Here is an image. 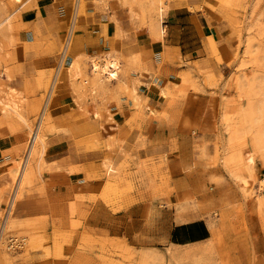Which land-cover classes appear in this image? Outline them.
Returning a JSON list of instances; mask_svg holds the SVG:
<instances>
[{
  "label": "rangeland",
  "instance_id": "374dc122",
  "mask_svg": "<svg viewBox=\"0 0 264 264\" xmlns=\"http://www.w3.org/2000/svg\"><path fill=\"white\" fill-rule=\"evenodd\" d=\"M78 1L71 0L69 9L55 7L53 16L30 24L21 14L31 3L20 9L26 0H0V88L14 89L25 118L4 114L11 105L0 99V137L13 140L11 162L31 169L30 181L14 203L12 196L21 188L12 193L16 183L10 186L3 204L13 207L9 218L0 209V264H264V0H116V10L92 13L86 0ZM93 2L108 6L107 0ZM182 6L197 26L195 15L200 14L202 23L207 20L215 28L202 42L189 29L182 30V56L166 60L177 71L166 72L170 87L160 91L168 98L159 120L166 129L147 140L151 150L140 158L122 151L126 134L116 137V111L122 113L124 105L133 111L125 120L130 128L154 120V109L127 82L130 74L146 76L152 69L151 56L141 46L145 38L137 36L147 35L165 48L170 39L165 38L166 16ZM97 14L111 21L95 20L92 32L99 38H83L88 31L81 19ZM65 42L71 46L65 48L64 55L70 47L66 65L76 56L80 62L78 82L66 68L56 71ZM95 56L102 58L91 60ZM110 60L116 63L117 77L92 72L93 61ZM158 61L155 76L160 75ZM80 76L76 64L75 77ZM64 93L68 96L60 100ZM38 128L43 147L33 140ZM60 133L79 150L102 145L114 153L119 146L120 163L113 167L104 159V171L97 177L104 179L98 197L112 210L148 200L186 217L203 215L212 228L211 239L136 248L124 236L83 229L91 209L83 203H93L97 195L69 198L68 213L61 204L51 208L35 169L43 162L48 137ZM145 142L139 133L138 146L146 148ZM213 174L220 177L218 182L209 180ZM140 190L152 194H126ZM34 191L38 198L24 200V194ZM29 204L40 209L17 218L18 207ZM98 217L107 224L120 223L106 211Z\"/></svg>",
  "mask_w": 264,
  "mask_h": 264
},
{
  "label": "crops",
  "instance_id": "0c3cea01",
  "mask_svg": "<svg viewBox=\"0 0 264 264\" xmlns=\"http://www.w3.org/2000/svg\"><path fill=\"white\" fill-rule=\"evenodd\" d=\"M101 2L95 3L93 0H86V9L90 11V13L98 9L108 11L116 10V0H107L106 4L108 6L106 7H103L104 5H102ZM28 3H31L32 6L21 14V18L22 21L30 24L36 22L40 23L44 18L53 16L55 7L58 8L63 6L66 9L71 7V0H35V2H33V0H26L20 9H23ZM78 8L79 5H75V13L78 12ZM101 16V14H97L88 19H81V27H86V30L88 31L83 38H99L97 32H92V26H95L93 25L95 20L97 21L100 18H104V22L111 21L107 19V17ZM199 16L201 15H195V19L198 23L197 26L193 20L194 16L184 6L169 10L165 22V27L168 30L169 35L165 38L170 39H167L165 44H163V47L165 48L155 45L147 35L144 37H140V35L137 36V38H145L141 46L144 51L148 52L151 56L152 69L149 70L146 76L140 75L139 73L130 74L127 82L133 83L135 90L140 92L141 96L146 99L149 107L154 109V112L151 113L154 115L152 116V119L154 120H152L151 123H141L142 125L140 127L133 126L130 128L125 124V120L133 113V111L128 109L127 105L123 106L122 113L116 111V137L119 139L121 134H126V142L120 144L122 151L131 152V154L136 153L140 158H144L143 153L151 150L147 148V140L152 141L157 132H165L166 126L159 120H163V116H160V113L162 112V103L166 102L168 98L167 96L165 97L164 92L161 94L160 91L162 88L170 87V85H168L169 80L166 72L177 71L171 64L167 63L166 60L172 57L173 60L176 61L178 56H182L181 45L179 42L181 33H183L182 30L189 29L191 37L197 38L198 42H202L211 33L210 29L215 28V25H213V23H208L207 20L204 21L205 24L202 23V17L200 19ZM78 18L79 15L75 14V19L73 21L75 22L74 26H76ZM111 18H113L112 15ZM84 22L86 24H84ZM111 27L112 26L107 30L108 35L111 32ZM68 41L70 42V35ZM64 45L56 71L57 73H60L61 70L66 68L69 75L73 76L76 82H78L83 75L78 56L74 58L70 65H66L67 56L71 46L69 43L70 47L68 53L64 55L66 42ZM87 49L89 48L87 47ZM92 49L95 50V47H92ZM94 58L101 59L102 57L95 56L92 57L91 60ZM157 61H162V64L159 66L160 75L155 76L156 71H158ZM76 64L79 66L81 72L79 78L75 77ZM132 75H135L136 77ZM13 91L14 89L12 88L9 90L0 88V99L13 106L17 113L23 117L20 113L21 106ZM67 96L68 94L66 95L64 93L59 99H66ZM124 101L125 100H122L123 103ZM4 114L17 116L13 110L7 111ZM146 114L148 115V112H146ZM23 119L25 118L23 117ZM139 133L146 137V148L141 147L140 145L138 146L137 135ZM47 141L48 146L46 147L47 150L45 151L43 162L39 164L35 171L38 173L43 183L44 192L49 196L51 208L61 204L66 207V213H68L66 203L69 198L73 199L77 194L86 198H89L90 195H97V198L93 203H87L86 201L83 203V206H86L84 209H88L91 206L89 215L86 216L83 222V229L87 232L96 235L106 233L108 237L112 238L124 236L128 244L136 248H156L158 246L171 244L183 246L202 243L211 239L213 235L212 228L210 227V223L208 224V219L203 215L201 216L197 214V216L193 215L192 217H186L183 216L185 213L177 214L174 212L173 208L160 206L157 202L150 204L151 202L148 200L140 202L132 201L128 203V206L124 209L116 211L112 210L98 197L104 184V179L101 178V180H98L97 178L100 177L104 171L102 161L108 158L109 161L112 162L113 167H116L122 159V155L120 154L121 151L118 149L119 146H116L114 153H111L113 150L102 145L98 148H82L79 150L70 137L61 133L51 135L48 137ZM40 145L43 147V141ZM12 146L13 140L11 139V136L4 135L0 137V193L2 200L0 203V209L7 210V214H4L5 219L9 218L13 209V207L12 209H9L8 205L7 208L3 205L10 186L14 183L13 173L10 168L13 165L15 166L19 164L17 161L15 164L11 162V159L15 157L11 151ZM30 175L31 169L27 167L26 181L16 196H12L11 203H14L17 197L23 193L25 186L30 181ZM215 176L217 178H215ZM219 178V176L213 174L209 177V180L212 182H218ZM15 187L16 185L14 186V189H12V193L14 192ZM126 194H152V192L140 190V193L133 191ZM38 195L37 191H34L31 194H24V200L36 199L38 198ZM39 209L40 208L37 205L33 204L20 206L16 210V215L17 218H22L24 214L33 216ZM105 211L108 215L112 216V219L118 220L120 223L116 225L115 221L111 222V224L105 223V219L101 221L98 216L105 213ZM79 235L80 233L78 236Z\"/></svg>",
  "mask_w": 264,
  "mask_h": 264
},
{
  "label": "bare ground",
  "instance_id": "6f19581e",
  "mask_svg": "<svg viewBox=\"0 0 264 264\" xmlns=\"http://www.w3.org/2000/svg\"><path fill=\"white\" fill-rule=\"evenodd\" d=\"M159 12H161V11H159ZM159 16H161V15H159ZM67 44H69V42H67ZM67 44H66V46H67ZM91 67H92V72L96 76H101V75L105 74L106 78H108V79H113V78L117 77V66H116V63L114 60L104 61L101 64L93 61L91 64ZM7 108L9 110H13L16 113L17 117H19V119H21L23 121L25 120V119H23V117H21L19 115V113H17V111L14 109V107L7 106ZM32 135H33L34 141H38L39 143H41L43 141L39 135V128H38V131H33ZM25 167L21 166L20 164H17L16 167L14 168V171H13V177H14L13 180H14V183H16V186H17L16 188H18V189L21 188L23 183L26 181L27 170L25 169ZM215 178H217V177L215 176Z\"/></svg>",
  "mask_w": 264,
  "mask_h": 264
},
{
  "label": "built area",
  "instance_id": "2783aa9c",
  "mask_svg": "<svg viewBox=\"0 0 264 264\" xmlns=\"http://www.w3.org/2000/svg\"><path fill=\"white\" fill-rule=\"evenodd\" d=\"M10 244L14 245L15 247L19 246V243H17L16 239H10Z\"/></svg>",
  "mask_w": 264,
  "mask_h": 264
}]
</instances>
